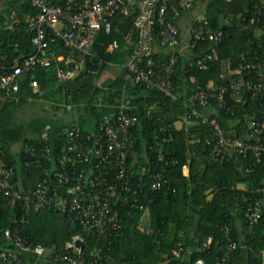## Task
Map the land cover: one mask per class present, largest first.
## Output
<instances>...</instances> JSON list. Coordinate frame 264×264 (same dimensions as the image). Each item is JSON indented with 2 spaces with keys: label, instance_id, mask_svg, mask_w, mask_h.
I'll return each mask as SVG.
<instances>
[{
  "label": "trees",
  "instance_id": "trees-1",
  "mask_svg": "<svg viewBox=\"0 0 264 264\" xmlns=\"http://www.w3.org/2000/svg\"><path fill=\"white\" fill-rule=\"evenodd\" d=\"M1 2L0 76L8 72L16 60L22 63L34 51L28 21L38 11L30 0ZM52 2L63 4V0ZM205 9L204 19L195 20L193 26L210 30L223 27L230 36L218 43L193 37L191 55L187 57L180 52L172 76L177 99L163 96L143 84L127 81L124 70L122 75L109 81H96L108 66H122L127 61L132 48L127 34L134 28L136 11L130 15L118 13L112 18V31L99 33L92 47V56L73 53L85 64L73 78L59 79L55 63L49 67L37 65L24 73L17 93L6 95L0 91V98H4V101L0 100V152L18 169L15 180H20L24 189L34 186L43 173L35 163L36 158L24 151L22 145L34 144L39 150L40 136L45 130L55 161L66 142L69 128L79 126L86 132L97 130L105 115L122 107L139 117L134 127L139 140L132 150L129 164L136 179L142 174L143 163L149 167L144 176L148 186L141 196L147 211L123 209L125 225L122 233L97 242L86 237L80 225L67 215L49 208L37 209L27 216L28 223H21L22 235L34 244L44 245L46 258L52 252H65L66 242L81 235L87 241L83 248L87 260L98 245L103 247L104 264H197L199 260L204 264H264V215L256 225L248 224L244 218L248 202L264 197V162L255 163L251 153L237 159L213 156L207 143V139L214 135L212 126L203 121V116L190 115L191 106L201 108L191 99L195 91L206 88L211 80L220 82L227 61H231L232 68L237 67L254 58L255 52L264 45V34L256 36L254 33L255 28L264 29V8L260 14L256 13L252 0H207ZM225 15L232 18V26L222 24L221 18ZM52 38L54 51L71 52L53 32ZM114 40H118L119 47L109 50ZM214 49L218 57L209 62L208 68H200L201 57ZM168 55L169 52L158 50L156 57L166 59ZM243 74L248 83L256 80L252 71L245 70ZM34 79L39 84L37 91L31 86ZM51 96L53 113L36 116L26 123L16 119L17 109L29 99L46 98L49 101ZM184 103L188 104L187 107L180 109ZM228 103L229 110L220 107L215 100L208 108L213 111L209 116L217 117L225 133L232 137H240L248 126L239 117L242 106L247 108L251 118H261L264 112V95L253 98L250 91L241 103L228 94ZM180 118L187 123L177 127L175 121ZM163 119L172 124V136L163 143L174 163L167 173V182L160 189L153 190L150 187L151 168L156 159L150 153V144L155 139H163L164 134L159 130ZM16 146L19 147L14 151ZM44 166L49 167L50 162H45ZM186 167L188 174L184 172ZM209 193L213 194L211 199L206 198ZM21 216V211L0 192V248H14L13 244H7L4 230L15 225L13 219ZM194 227L199 233V245L188 254L186 236ZM227 229L238 244L235 249L228 246ZM208 237L212 238L211 242L207 241ZM242 243H245V249ZM23 252L21 264L36 262V259L27 257L32 253ZM44 261L41 264L52 262ZM0 264L16 263L0 259Z\"/></svg>",
  "mask_w": 264,
  "mask_h": 264
},
{
  "label": "built area",
  "instance_id": "built-area-1",
  "mask_svg": "<svg viewBox=\"0 0 264 264\" xmlns=\"http://www.w3.org/2000/svg\"><path fill=\"white\" fill-rule=\"evenodd\" d=\"M30 2L38 9L28 21L34 51L22 63L16 60L9 71L0 76V91L6 95L17 93L24 73L37 65L49 67L55 63L59 79L73 78L83 69L79 60L84 62L73 53L92 56V47L99 33L102 30L107 33L112 31V18L118 13L130 15L136 9V37L123 65L125 79L156 89L163 96L177 99L172 80L180 57L178 47L181 29L177 22L185 11L194 9L198 0H63V4L52 0ZM252 2L256 13L261 14L264 0ZM1 3L0 0V5ZM231 19L225 25L232 26ZM59 24L62 25L60 29L57 28ZM260 29L263 35V27ZM52 32L70 49L69 54H55ZM229 36L230 32L223 27L217 30L191 28L192 39L194 37L218 43ZM157 40L169 52L166 59L156 57ZM118 47V40H114L109 45V50ZM215 57V50L205 53L199 60L200 68H208L209 62ZM71 65H74L73 69L70 68ZM245 70L252 71L256 80L248 83L243 74ZM240 76H243L245 83H241ZM31 86L37 91L38 81L32 80ZM248 91L253 98L264 95V45L255 52L254 58L237 66L235 73L222 72L220 82L214 81L191 95L192 101L198 103L202 109L191 106L190 115L203 116V121L213 128V137L207 139L213 156L237 159L240 155L248 156L251 153L255 163L264 162V112L261 118L254 116L249 120L243 137L226 134L217 117L203 113V109L212 100L229 110L228 94L231 99L241 103ZM138 121V115L131 114L122 107L119 111L105 115L97 130L86 132L79 126H73L68 129L66 142L55 161L52 147L47 143L48 132L45 130L40 136L39 150L34 144L22 145L24 151L36 158L35 163L43 173L34 186L26 189L22 188L20 180H15L18 169L0 152V192L22 213L20 219H13L15 225L4 230L7 244H13L14 248H0V259L21 264L23 250L24 254L35 255V264H41L42 260H46L45 263L52 261L47 264H104L103 247L98 245L95 246L90 260H87L83 251L87 245L85 236L98 242L118 235L122 233L125 225L123 209L147 211L141 196L148 186L144 176L149 167L142 162V174L136 179L129 164L132 150L139 140L134 132ZM159 130L164 134L163 139H155L150 144V153L156 159L151 168L150 187L153 190L160 189L167 182V173L174 163L167 155L163 143L172 136V124L163 119ZM45 162H50V166H44ZM26 165L29 166V163ZM24 175L27 176V173L24 172ZM47 208L65 214L77 222L85 235H75L66 242L65 252H52L48 254V259L45 246L30 242L22 235L21 229V223H28V215L37 209ZM263 215L264 197L251 200L244 208V218L250 225L259 223ZM226 239L230 249L237 247L238 244L230 235L229 229L226 231ZM197 264L204 262L199 260Z\"/></svg>",
  "mask_w": 264,
  "mask_h": 264
},
{
  "label": "crops",
  "instance_id": "crops-1",
  "mask_svg": "<svg viewBox=\"0 0 264 264\" xmlns=\"http://www.w3.org/2000/svg\"><path fill=\"white\" fill-rule=\"evenodd\" d=\"M230 1V0H228ZM206 2L207 0H198L197 2V5L194 7L193 10L191 11H185L182 15V17L178 20V25L181 29V36H180V44H179V51L189 57L191 55V52H192V46H191V28L192 27H195L193 26V24L195 23V20H203L204 19V13L206 11L205 9V6H206ZM135 10H133V12H135ZM222 24H226L227 21H229L230 17L225 15L223 16L222 18ZM62 25L59 24L57 25V28H61ZM134 32V33H133ZM254 33L256 36H261L262 35V30L260 28H255L254 29ZM135 37V28H132L128 34H127V38L128 40L132 43L133 42V38ZM158 46V50L165 53V52H168L167 49L163 48L159 41L157 40V44ZM215 50V53H216V57H218V52L216 49ZM55 54H58V55H61L60 53L56 52L55 51ZM80 63H82V68H84L85 64L84 62H82L81 60H79ZM235 68H232L231 66V61H227L225 63V66H224V70L223 72H230V73H235ZM123 69H124V66L122 65H116V64H112L110 66L107 67V69H105L104 71L100 72V74L96 77V81L98 83H103L105 81H109L110 79H113V78H116L118 77L119 75H122V72H123ZM240 81L241 83H245V80L243 78V76H240ZM214 81L211 80L209 84L213 83ZM1 101H4V98L1 97L0 98ZM187 103L185 104L184 103V106H182V108L180 109H185L187 107ZM203 112L206 114V115H211V113L213 114V111L212 109H209L208 107L204 108L203 109ZM240 120H245L246 121V124L248 125V122L249 120L251 119L250 115H249V112L247 110V108H245V106H242L240 108ZM184 118H186L184 116ZM184 118H180L178 119L177 121H175V125L177 127H181L183 124L187 123ZM248 127V126H247ZM247 132V129L246 131L240 136V137H243ZM239 137V136H237ZM19 147V146H18ZM18 147L16 146L14 148V151H17ZM15 153V152H14ZM188 167L185 168L184 172L185 174H188ZM243 187V185H241ZM211 195V196H209ZM213 196L212 193H209L208 194V199H211ZM212 238L211 237H208V242H211ZM186 245H187V253L190 254V252H192L193 250L197 249L198 248V245H199V233L196 231L195 227L192 228L190 230V232L188 233V235L186 236ZM242 246L243 248L245 249V243H242ZM176 253V251H175ZM29 259H36V257L33 255V254H29V256H27ZM245 257H246V252H245Z\"/></svg>",
  "mask_w": 264,
  "mask_h": 264
},
{
  "label": "rangeland",
  "instance_id": "rangeland-1",
  "mask_svg": "<svg viewBox=\"0 0 264 264\" xmlns=\"http://www.w3.org/2000/svg\"><path fill=\"white\" fill-rule=\"evenodd\" d=\"M53 113V106H52V96L50 100H46V98L35 99L31 98L23 105H21L16 111V119L19 122H29L32 118L45 115L49 113ZM61 113V112H59Z\"/></svg>",
  "mask_w": 264,
  "mask_h": 264
},
{
  "label": "water",
  "instance_id": "water-1",
  "mask_svg": "<svg viewBox=\"0 0 264 264\" xmlns=\"http://www.w3.org/2000/svg\"><path fill=\"white\" fill-rule=\"evenodd\" d=\"M209 196H211V195H209ZM206 198L208 199V195L206 196ZM80 243H81V242L79 241L78 244H80Z\"/></svg>",
  "mask_w": 264,
  "mask_h": 264
}]
</instances>
